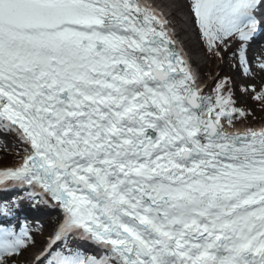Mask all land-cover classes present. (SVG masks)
I'll use <instances>...</instances> for the list:
<instances>
[{
  "label": "snow or ice",
  "instance_id": "1",
  "mask_svg": "<svg viewBox=\"0 0 264 264\" xmlns=\"http://www.w3.org/2000/svg\"><path fill=\"white\" fill-rule=\"evenodd\" d=\"M185 5L252 76L264 0ZM198 80L144 0H0V264H264V126L229 131L231 77Z\"/></svg>",
  "mask_w": 264,
  "mask_h": 264
},
{
  "label": "rangeland",
  "instance_id": "2",
  "mask_svg": "<svg viewBox=\"0 0 264 264\" xmlns=\"http://www.w3.org/2000/svg\"><path fill=\"white\" fill-rule=\"evenodd\" d=\"M161 1L164 2L166 0ZM181 1L182 5L180 6H182V9L179 7L175 9L177 7V3L173 2H169V4L166 3L167 5H165V7L171 13H174L175 11L180 16V18L184 20L183 27L186 28L187 31L185 30L183 36L184 38H187V41H189V43L192 44L195 49L196 54H194V56L197 57V63L198 65H200L199 73H201V75L203 76L202 82H208L211 76H214L215 74H217V72H219L220 76L225 75L231 77L233 87L237 86V84L243 86L255 84L256 87L264 84V72H261L257 68V60L255 61V64L254 62H251L253 75L247 76L242 72L241 69L230 68L227 61L224 64H221L218 60L211 57L210 54L204 50L202 43H200L197 35L194 32L193 23L191 22V13L188 11L185 5V0ZM235 98L240 99L243 103H245L247 108L252 113V115H250L246 121L247 124L249 123L251 126H253L257 123L264 122V107H257L254 102L249 101L246 95L241 96V94H239L236 90ZM10 151L11 149H8L6 152L10 153ZM1 156L3 158V155Z\"/></svg>",
  "mask_w": 264,
  "mask_h": 264
},
{
  "label": "bare ground",
  "instance_id": "3",
  "mask_svg": "<svg viewBox=\"0 0 264 264\" xmlns=\"http://www.w3.org/2000/svg\"><path fill=\"white\" fill-rule=\"evenodd\" d=\"M151 3L154 2H159L160 5L164 6L167 5L166 3L169 4V2H173V3H177V7L175 9H177L178 7L182 9V1L181 0H166V1H161V0H149ZM166 8V7H165ZM169 9V7H168ZM172 15V22H173V27H174V32L175 34L177 35V38L179 39L180 41V46L184 49V51L186 52V54L188 55L191 63H192V66H195L197 69L200 68V65H198L197 63V57L194 56L195 53V49L193 47L192 44L189 43V41H187V38H184L183 36V33L185 32L186 28L183 27L184 25V20H182L180 18V16L174 11V13H171ZM187 31V30H186ZM262 52H264V41L262 42V44L259 45L258 47V50H257V54H262ZM191 54V55H190ZM250 58V57H249ZM197 73V71H195ZM204 86L205 83H200L199 86ZM259 126H264V125H259ZM247 126L246 125H240L239 126V129L241 128H246ZM256 128H259L258 126ZM228 130H231V128H229ZM30 216H38V217H41V215L39 213H32V214H29ZM43 218V217H41ZM39 242V241H38ZM32 250V249H31Z\"/></svg>",
  "mask_w": 264,
  "mask_h": 264
}]
</instances>
